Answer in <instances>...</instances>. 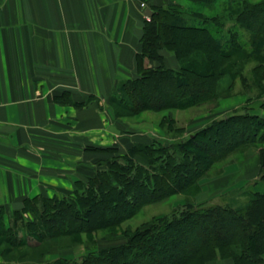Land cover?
<instances>
[{
    "label": "trees",
    "instance_id": "1",
    "mask_svg": "<svg viewBox=\"0 0 264 264\" xmlns=\"http://www.w3.org/2000/svg\"><path fill=\"white\" fill-rule=\"evenodd\" d=\"M185 1L187 6L177 1L151 6L136 54L137 76L118 84L110 96L111 105L133 115L182 110L219 99V81L225 75L247 84V77L241 74L244 62L238 68L234 61L242 51L244 32L252 48L246 56L258 61L250 70L251 86L264 90V0ZM221 2L236 14L235 26L226 31L219 27L222 20L210 6ZM202 9L210 11L202 13ZM163 48L173 51L178 69L163 65L159 54ZM145 60L160 65L147 67ZM231 86L232 82L227 88ZM63 95L65 98H57L59 102L77 108L86 104L73 101L69 93ZM260 108L264 110V98ZM237 112L211 120L186 140L134 144L102 162L85 180H76L70 195L23 199L9 227L2 224L0 210V236L7 235L10 247L15 248L26 243L17 235L25 232L27 249H31L67 236L74 246L93 243L95 233L106 232L103 237L110 235L112 240L121 234V243L89 250L80 259L57 258L38 264H206L217 259L264 264V192H243L244 203L187 201L134 229L122 228L142 207L187 192L209 167L248 146L257 149L258 181L264 182V116L250 110ZM174 124L169 115L160 121L168 131H185ZM96 149L117 151L91 148ZM25 213L32 215L31 220H25Z\"/></svg>",
    "mask_w": 264,
    "mask_h": 264
},
{
    "label": "crops",
    "instance_id": "2",
    "mask_svg": "<svg viewBox=\"0 0 264 264\" xmlns=\"http://www.w3.org/2000/svg\"><path fill=\"white\" fill-rule=\"evenodd\" d=\"M170 2L0 0V209L3 218L8 217L3 219L6 225L23 206V199L70 195L74 180L91 176L83 177L81 167L89 166L78 162V154L65 161L61 156L70 144L80 154L82 134L89 135L88 139L97 136L103 145L111 143L112 128L106 117L102 115L105 122L96 126V115L105 112L98 110L96 99H101L99 104L104 101L105 107L104 99L110 98L120 82L137 76L136 54L141 49L144 21L149 19L144 12ZM159 54L165 67L179 68L173 51L163 48ZM144 65L157 67L160 62L145 60ZM64 93L86 104L80 109L59 102L57 98H65ZM230 99L240 98L224 99L225 105L234 106L229 112L242 107ZM130 124L136 128L122 133L124 145L129 141L123 153L134 144L147 143L144 138L152 139L148 136L151 127L160 130L145 119ZM95 168L91 167V174ZM239 168L237 175L247 181L257 179L258 154L247 157ZM253 192L263 193L264 188ZM28 215L24 214L25 220H31ZM42 257L41 262L81 258ZM215 264L232 263L216 260Z\"/></svg>",
    "mask_w": 264,
    "mask_h": 264
},
{
    "label": "rangeland",
    "instance_id": "3",
    "mask_svg": "<svg viewBox=\"0 0 264 264\" xmlns=\"http://www.w3.org/2000/svg\"><path fill=\"white\" fill-rule=\"evenodd\" d=\"M174 1L181 2L183 5H186L188 3L185 0H171V2ZM250 1L254 2L257 0ZM221 3L222 5L220 3H217L210 6L214 8L213 13L217 14L222 20V22L220 23L221 26L219 27H222V31H226L235 26L234 20L236 14L234 12V16V14H232L233 12L228 10L227 7L223 5L225 2ZM141 7H145V4L141 3ZM193 7L195 6L193 5L192 8ZM207 8H209V6H207ZM208 11L210 10L202 9V13H207ZM242 35L243 36L240 39V42L243 48L242 51H239V55L234 57V61L235 65H238V68H241L240 63L244 62V65L241 68V74L247 77V84H242L239 80V77L232 80L229 75H225L219 81L218 92L220 93L217 96V98L219 99L215 101L207 102L200 106L190 107L188 109L166 110L158 112L145 111L139 115H133L123 109H120L116 104L111 105L110 102H108L110 98H107L108 100L106 98L104 99L106 101V105L104 107V101H102V104H99L101 99L97 98L98 110L102 112L105 109V112H103V114L101 115H96V126L102 125L105 122L103 116L106 117V121L111 124L109 126H111L112 128L111 143L108 141L106 145H103V143L100 144L98 142L99 139L97 136H95V138L91 137L90 139H88L89 135L82 134L80 135V154L78 152L76 153L75 144H73L72 146V144L69 143L70 149H68L67 151L65 148L63 152L64 155H62L61 157H63L65 161V158L71 159L72 155L73 157H75V154H78V162L82 165L89 166L84 170L81 167V173L85 172L82 173L83 177L85 178L88 174L92 175L91 167H102L104 165L102 162H105L107 159H109L110 156L123 154V150H125L124 148L127 146L129 141L124 145L125 136L122 135V133H130L136 128L130 123L135 124L136 121L145 119L148 122L157 124L160 130L156 129V126L151 127L150 131L148 132V136H151L152 139L144 138V140H148L147 143H151L152 141L157 140L158 142L167 145L174 141L186 140L188 134L195 133L197 130L208 124L211 120L216 119L214 117L222 118L231 115L234 111H229L232 110L234 106H231L229 104L225 105V98H240L236 102L233 101V99H230L232 103H234V105H236L237 107L242 106L239 110H236L238 111L237 113L250 110V112L252 113H257L264 116V110L260 108L261 101L264 98V90L261 91L251 86L252 77L250 75V70L251 67L258 61H256L254 57L247 58L246 54H248L252 48L249 46V40L247 39L248 34H245L244 32ZM231 82L232 86L228 89L227 86ZM244 98H247V100L243 102ZM248 100L251 101L248 102ZM79 108L81 109V107ZM110 110L112 113V117L110 115ZM166 115H169L175 119V127L185 128L187 126L185 131L182 133H174V131L166 130L164 126L161 127L160 121L162 117ZM125 121H128L130 123H127ZM82 127L84 129L87 128L86 126ZM98 135L101 136L102 134ZM76 138H79V136ZM93 147L116 148L117 151L112 154L111 152L99 151L97 149L91 150V148ZM255 153H257V149L254 146H248L240 149L238 152L231 154L222 161L213 164L211 167H209L206 173L197 180L195 185L192 186L191 189H188L187 192L180 194L178 193L159 202L148 204L142 207L134 217L122 224V228L134 229L142 223L152 220V218L154 217L156 218L170 213L174 208L183 205L187 201L194 202L196 204L204 203L205 205H224L229 203L230 200H235L237 201V203H244L246 201V196L242 194L243 192L260 191V189L264 188V182L258 181V178L255 180L247 181L246 179H244L245 177L243 178L241 177V175H237L240 171L239 167L243 165L244 160ZM238 164H240V166L237 167L236 165ZM97 168H95V170ZM228 174H234L236 178L233 179L234 177H228ZM75 181L76 180H74V182ZM0 210L3 211L2 208ZM12 216L10 217V219H12ZM30 217H32V215ZM4 218L7 219L8 217L4 216ZM4 218H2V224L5 227L11 226L13 223L12 220H10V222L6 225L3 220ZM122 228H120L119 231ZM106 234L108 233H95V241H93V243L91 244H88L85 241L86 244L83 242L72 246L73 241L70 237L67 236L62 237L58 240H50L45 243H41L40 246L31 249H27L26 246L27 233L23 232L17 234L18 238H22L26 243L15 248L10 247L9 243L7 242V235L1 234L0 258H2L3 263L5 262V264H38L44 263L43 261L41 262L39 260L42 256H48V260L62 255L71 258L73 256L80 258L83 257L89 250H96L99 248L116 245L122 242L120 233L117 234V239L114 240H112L110 235L103 237ZM28 242L31 245L35 244V241L32 238H29ZM70 243L71 245H69ZM4 250H7V252L3 253ZM67 251L72 252L70 254H67ZM217 260L221 261V259ZM210 262V264H215L216 260Z\"/></svg>",
    "mask_w": 264,
    "mask_h": 264
},
{
    "label": "water",
    "instance_id": "4",
    "mask_svg": "<svg viewBox=\"0 0 264 264\" xmlns=\"http://www.w3.org/2000/svg\"><path fill=\"white\" fill-rule=\"evenodd\" d=\"M144 14H145V16L150 17L151 14H152V11H151L150 9L147 8V9L145 10Z\"/></svg>",
    "mask_w": 264,
    "mask_h": 264
}]
</instances>
